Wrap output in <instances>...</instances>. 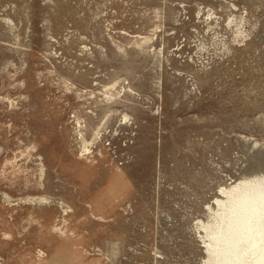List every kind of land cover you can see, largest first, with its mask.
Here are the masks:
<instances>
[{
	"label": "rangeland",
	"instance_id": "374dc122",
	"mask_svg": "<svg viewBox=\"0 0 264 264\" xmlns=\"http://www.w3.org/2000/svg\"><path fill=\"white\" fill-rule=\"evenodd\" d=\"M259 178L264 0H0V264H206Z\"/></svg>",
	"mask_w": 264,
	"mask_h": 264
},
{
	"label": "bare ground",
	"instance_id": "6f19581e",
	"mask_svg": "<svg viewBox=\"0 0 264 264\" xmlns=\"http://www.w3.org/2000/svg\"><path fill=\"white\" fill-rule=\"evenodd\" d=\"M206 232V264H264V178L239 182L221 191Z\"/></svg>",
	"mask_w": 264,
	"mask_h": 264
}]
</instances>
